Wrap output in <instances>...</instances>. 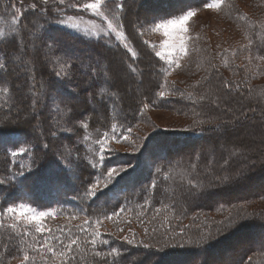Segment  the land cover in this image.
<instances>
[{"label": "trees", "instance_id": "trees-1", "mask_svg": "<svg viewBox=\"0 0 264 264\" xmlns=\"http://www.w3.org/2000/svg\"><path fill=\"white\" fill-rule=\"evenodd\" d=\"M54 1L58 2V0H49L48 5H43L51 9L50 13L43 16L39 12L35 15L31 12H26L21 28L23 29V26L27 25V29L34 33L35 31L46 33L48 43L52 42V38L63 41L67 45L66 51L55 49L49 51V54H47L48 60L45 64L47 69L44 64L37 61V70L40 72V77L35 70L22 72L23 76L22 74H19V76L12 74L13 76H11L10 71L5 80L13 89L12 95L11 97H5L0 94V180L4 181L3 184H0V210L14 203H26L37 211L56 213L54 218L48 217L44 221L46 227L53 229V235H60L56 231L59 226L69 225L72 227L73 234L79 236L81 240L80 249L74 250L72 253L75 259L71 261V264H114V261L115 264H138L139 260H141H138L139 254L150 258L149 262L147 261L148 264H161V262L162 264H167L168 260H174L171 256L187 257L191 253L197 254L195 251L199 252L201 249H212L219 244L220 246L223 245L226 243L224 241L229 237H233L239 230L247 226H244L245 221L255 220L260 217L264 222V216L252 214L253 209L250 210V206L247 207L245 201H234L238 197L222 198L225 194L234 196L237 188L235 184L228 187L230 185L227 186L225 183L229 181V173H232L236 166V161H231L232 159H227L228 157L224 155L223 152H226L227 155L230 154L228 150L223 152L216 150V153H210L207 156L211 157L207 158L206 154L200 151L201 147H198L202 146L201 142L205 140V136L208 134L216 135L220 142L225 145L231 144L232 148L233 144H236L234 142L239 141L236 137L242 131L244 133L249 132L250 135L257 134V141L259 139L264 141V119L260 118L262 115L259 114L260 116L258 117L254 113L256 111L254 105L250 107L251 109L245 105L247 100H249L245 96L249 94L264 103V59H258L259 57H264V0H225L224 6L220 11L210 9L219 16L222 26L216 27L212 32V26L209 25V29L206 32L207 36H204V40L207 41L209 39L208 36L215 33V35L219 36L218 38L224 39L223 42L225 44L220 39L221 43L219 46L206 44L204 48L200 45L199 39H194L193 46L190 49L193 53L190 55L204 68V71L194 70L187 74H182L185 81L184 86L186 87L171 85L167 90L170 93L173 92L174 95L166 96L163 99L157 97L156 94L164 80V77L159 72L162 62H158V58L154 57L153 53H149L151 49H148L147 45L143 44L144 40H148L146 34L149 35L150 32L141 37L137 35V28L150 23L154 18H174L188 9L204 11L206 10L203 7L204 0H156L155 2L154 0H143L141 3L143 12L146 15L138 19L137 22L133 21L131 25L133 31L127 30L130 20L127 23L124 19L129 0H114L113 3H109L106 11L102 9L109 18H111L112 12L108 13V11L114 7L115 3H125V8L120 14L125 26L124 30L127 35L130 32L128 39L139 54L135 64L142 75L128 76L129 79L134 81L133 78H136L138 82H142L143 72L140 66L142 67V58L147 53L151 55V57L149 55L147 57L151 60V75L153 78L152 84L146 85L147 91L140 93L135 99L126 94L124 82L120 78L116 80V86L111 90H118L121 99L115 112L112 111L111 103L108 104L106 109L97 106V110L93 111V104L88 102L89 93L94 94L98 90L97 84L93 82L89 86L82 83L87 79L84 72L89 60L91 59L93 63L99 60L94 55L96 52L100 54L99 50L95 51L96 48L100 47L105 51L118 52L122 58L124 57L125 60H128L125 49L117 42L112 41V37L90 35V32H84L76 27L72 29L59 23L61 20L60 13L57 10L58 5ZM159 1L161 5L157 4ZM10 2L15 3L18 8H27L33 0H23V3H21V0H0V28L6 31L11 27V11L5 10ZM35 2L38 7L41 6L40 0H35ZM139 6L137 7L139 8ZM241 16L244 19H241ZM97 18L100 21H105L102 17ZM56 21L57 23H55ZM236 25H241L245 30H249L248 36H250L251 31L256 32V37L251 42L245 41L249 53V55H246L247 57L242 55L240 47L233 42L231 27H236ZM26 37L29 38V34L27 30H24L23 40L25 43ZM36 37H40V34L35 33V36L32 37L35 42L36 40L39 41ZM193 37L195 38L196 35H193ZM255 39L256 43L252 44ZM42 43L44 44V42L40 41L39 45L41 46ZM78 45L81 47L78 48ZM88 46L90 49H88ZM225 49H228V52H225ZM9 50L11 51V49ZM87 51L90 52L89 55L86 54ZM92 51H95V53ZM232 51H235V56L231 54ZM68 55L72 57L76 65L72 70V78H57L54 75V71L59 70L57 60L58 58L67 59ZM99 57L102 59L99 60L101 65H107V56L101 57L100 54ZM225 58H227V68L235 67V64L237 65L236 62L239 60L242 63L241 67H246V70L238 72L235 79H232L233 75L227 72L228 74H225L222 84H217V79L212 75L209 87L219 88L225 99L235 100L238 103H229L228 100L224 102V100H221V96L218 97L217 94H213L214 98L208 99L210 102L205 103L207 97L201 99L203 96L201 92L204 87H201L197 95L193 91H196L200 84L205 81L209 74L207 76L204 74H207L211 68L216 69L213 73L219 70L218 68L222 67L225 69ZM139 62L140 65L138 66L137 63ZM32 68L34 69L33 65ZM43 73L45 77H42ZM33 76L34 80L31 79ZM245 78H252V83L245 82ZM51 82L58 88L56 92L59 91L65 96L61 95L60 97L58 93L51 92V90L48 91L47 87L48 85L51 86ZM225 82L232 85L231 90L223 87ZM33 83L36 85L33 91L39 88L41 97H46L44 101L50 102L46 104L49 107L47 110L38 105L35 108V113L39 117L42 109L43 111L45 110V114H43L41 119V123L42 120L44 122L40 129L41 132L43 130L47 133L50 132L51 120L55 119L53 113H57L55 111L56 104H60L61 109H65L66 106L73 108L78 114L77 119L87 118L89 128L84 130L79 127L75 120L69 121L65 117L66 126L72 128L73 131L71 133L62 131L63 123L60 122L62 126L51 130V132L59 133L58 137L61 143L59 144L58 142L57 145L50 135L49 147L48 149H43V143L38 136H33V133L30 138L25 131L22 132L17 123L12 121L18 114V112L15 113V109L20 104L23 102L31 104L32 94L29 89L32 88ZM237 84H239V89L236 88ZM16 85H19V88ZM0 86H3V82H0ZM82 89H84L85 93L81 91ZM23 90L24 94L21 96V91ZM186 90H190L193 94L185 97L184 92ZM181 93H183V96H181ZM80 94L82 99H85L86 104H84L86 107H88V104L92 105L91 109H84L81 112L75 109V104L71 100L76 99ZM209 94L212 96L211 93ZM40 103L41 99L39 100ZM142 103H148L151 107L170 109L175 113L178 120L173 123L172 128H157L154 126L150 133H145L147 135L143 138L144 134H142L135 146L136 152H130L132 149L129 150V147H125L126 149L121 151L115 147L117 143L109 140V147L113 151L109 152L106 150L104 152L102 167H91L89 162L95 163L98 157L99 145L96 140L97 138H102V134L105 131H109L111 123L118 121L122 128L130 127L132 132L130 134L126 133L130 139L135 135L139 124L146 122L148 113L143 111ZM234 109L238 111H233ZM225 110H229L231 113L228 115ZM48 111L52 117L48 114ZM79 114H83V116ZM230 114L231 116L233 115V119H230ZM250 117L251 121L249 120ZM48 118L51 119L50 122ZM230 121L233 127L229 128L222 125V130L217 135L218 133L214 130H219L221 124H226ZM236 121H239V123H236L235 126L233 122L235 123ZM119 131L120 129H118ZM23 133L26 137H23ZM84 136H88L89 139H83ZM234 139L237 140L234 141ZM240 139L245 143L248 142L247 139H244V136ZM123 142L125 141H121V143ZM14 143L18 146H32V153L15 158L11 157L4 149L8 148L11 150V145ZM68 143H72L73 146H64V144ZM167 143L174 145L172 147L173 150H168L167 148H162L161 151L160 149L157 150L158 146L167 147ZM215 147H217L216 144L213 145V148ZM53 148L58 149V151H69L71 153L70 159L74 161L72 170L68 171L67 175H61L60 182H58L59 185H50L46 182V176H52L50 175L51 173L55 175L59 173L56 164L63 159L59 153H53ZM232 148L229 149L231 153L234 152ZM237 151L239 152V150ZM213 155H216V159L213 158ZM77 157H79V160H77ZM226 161L227 163H225ZM223 162L224 166H221ZM21 165H23V168H21ZM113 167H124L127 171L117 176L113 183L105 188L103 187V176L101 173ZM47 168L51 170L48 171ZM257 168L256 171H264V167L261 164ZM157 169L160 171H157ZM218 170H221V176L224 177L223 183L219 179H214L218 176ZM21 171L30 177L23 184H21V181L24 180V177L16 175V173ZM137 177L138 179H135ZM97 178L101 179V186L97 196H86V189ZM189 181H191V184ZM153 184H155V188L151 187ZM163 187H165V190L161 191L160 189ZM242 189L247 191L245 185L242 186ZM248 191L246 195L249 194V196L253 197L249 198V201H255L258 209L257 214L264 213V190H261L258 194L255 191H251L252 193H248ZM180 193H184L183 198H180ZM171 196L176 200L167 204L168 207L165 210L163 206L166 205ZM237 202L239 203L235 204ZM121 208H124L125 211L120 216L131 210L139 212V215L141 213L154 215V213H157V209H161L160 212H163V215L154 216L157 226L162 228L158 229L156 233L169 234L170 229H182L188 232L181 235L180 241L182 244L179 248L164 250L156 248L154 245L150 249L144 248L141 242H147L148 239L153 240L151 234L148 236L142 235L141 238L135 239V244L129 245L119 235L116 236L112 230L103 226L104 223L111 221L104 219V217L111 215L113 212H119ZM139 215L136 217L127 216L129 218L125 219L123 224L125 226L128 225V221L131 224L136 223V219L140 218L138 217ZM72 216H76L78 219H70ZM86 218L91 221L102 220V225L99 229L102 237L98 238L96 246V250L102 253L99 257L94 255L92 246L85 242L88 237H85L83 233L77 230L76 226L82 224ZM229 220L232 221L231 226L229 225ZM14 222H16L14 218L8 219L4 217L5 224ZM251 226L254 225L252 224ZM23 227V222H21L18 228L22 229ZM27 227L31 235L23 238L26 241L25 243H21L20 238L16 236L8 240L7 237L11 234V230L0 228V264H21L23 256L21 249L28 251L30 255L35 257L34 264H43L41 256L28 248V244L33 243V238H39L40 234L35 233L34 225ZM93 228L94 225L88 229L89 233L93 231ZM226 232L228 234L223 235ZM44 235L46 236L47 234ZM202 238H205L203 242L198 243ZM101 239L108 240L109 243L103 244ZM177 240L173 239L171 244L175 245ZM147 244L150 243L147 242ZM111 248L118 249L121 255L117 257L107 256ZM248 253L251 254L247 255V258L245 255L246 259L243 264H264V245L261 246L259 244L256 251ZM105 256H107L106 261ZM185 260V258H181L180 261L186 262ZM204 261L205 257L202 264H204ZM49 264H59V261H53L49 257ZM230 264L241 263L234 262Z\"/></svg>", "mask_w": 264, "mask_h": 264}, {"label": "rangeland", "instance_id": "rangeland-1", "mask_svg": "<svg viewBox=\"0 0 264 264\" xmlns=\"http://www.w3.org/2000/svg\"><path fill=\"white\" fill-rule=\"evenodd\" d=\"M72 1V2H71ZM143 0H129V4L127 5V11H126V16H125V21L128 23L130 20V24L127 25V30L133 31L132 30V23L133 21H136L142 17H144L146 14L143 12V7H142V2ZM156 0H154L155 2ZM57 5L58 2L54 1ZM89 2H94V0H65V3L63 6H59L61 8H63V11H59L60 13V19L66 21V24L63 25H67L69 27H71L72 29L75 28L74 25L76 26V28L82 30V31H87L90 32V35H95V36H107L104 33H106L107 30V26H106V21H100V19H98L95 13H93L91 10H85L81 7L82 4L84 3H89ZM150 2V1H149ZM71 4H76V7H71ZM158 5H161V2H157ZM138 5L139 8L137 7ZM138 8V9H137ZM114 9V7L112 8ZM110 9L108 11V13L111 12ZM107 9H105L106 11ZM197 15L196 17L192 18V20L189 23V33L191 36L196 35V37H199V42L200 45L202 47L205 48L206 44H209L210 46L213 44L215 46H219L221 41V38H218V35H215V33H212L213 35L208 36L209 39H207V41L204 40V36H207V29H209V25L212 26V32L213 29H215L216 27L220 26V21H219V16L216 15L214 13L213 10L210 9H206L204 11H196ZM71 16L73 17L72 20H68V17ZM57 23V21L55 22ZM214 24H218V25H214ZM222 26V25H221ZM250 31L249 30H245L241 25L238 26L236 25V27H231V33H232V39L233 42L240 47V49L242 50V55H249L248 53V49L246 45V40L250 41L256 37V32H252L250 33V36H248V33ZM35 33L40 34V39L39 41L36 40L35 45L37 48L40 49L39 53L35 55V57L33 56H27L24 59L25 60H33V63L30 65V67H34V70L36 71L37 75L40 77V72H38V66H37V61H40L41 64H44V66L46 67V62L48 60V56L47 54H49V50L45 47V44L42 43V45L40 46V41L44 42L45 40H48V36L45 35V33L43 34L42 31H35ZM89 34V33H87ZM130 34V32L128 33V35ZM109 38L112 37V41L117 42L114 38V36H107ZM146 38L148 39V41L153 42V43H159V41L161 40V37L158 34H153V33H149L146 34ZM32 40L33 38L29 36L26 37V43L29 44L31 46L32 44ZM194 40V39H193ZM193 40L190 42L189 44V48L191 49L193 46ZM198 40V39H196ZM222 42L224 41V39H221ZM118 43V42H117ZM256 43V39L254 42H252V44ZM131 44V43H130ZM223 44H225L223 42ZM132 46V45H131ZM78 48L81 46H77ZM133 47V46H132ZM148 48V47H147ZM87 49V48H86ZM85 49V50H86ZM88 49H90V47L88 46ZM150 49V48H148ZM99 50V53L101 54V57L103 56H107V65L111 64L112 67L118 68L119 67V62L122 58V56L118 53V52H112V51H105L102 48L98 47L95 49ZM135 50V49H134ZM95 51H92L93 53H95ZM136 51V50H135ZM89 51L86 52L87 55H89ZM150 54H152V51H149ZM147 53L146 55H144V57L142 58V67L140 66L141 71L143 72V76L142 78V82H138V79L133 78L134 81H131L128 77V75H125L123 73H121L120 75V79L124 82L125 85V92L129 97H132V99L136 98L137 95H139L142 92H146V85L148 84H152L153 78L151 75V71H152V67H151V63H150V59L147 57L148 55L151 57V55ZM191 53H193L192 50H190L189 55L182 61V67L180 69H177L175 71H173L171 73V75H169L167 77V81H168V88L171 85H177L180 87L185 88L186 86H184V78L182 76V74H187L191 71L197 70V71H204V68L197 63V61L190 55ZM100 54H98L97 52L94 54L95 57L99 60H102L99 56ZM241 55V56H242ZM241 56H239V58H241ZM247 57V56H246ZM28 58V59H27ZM124 59V57H123ZM237 65L235 64V67L233 68H227L225 66L224 68H218L219 70H217L216 72L213 73V71H215V68H211L210 71L207 74L204 75H208L207 78L205 79V81H203L200 86L197 88L195 92V94H199V91L201 90V87H204V90L201 92V94L203 95L201 97V99H203V97H207L206 98V102L205 103H209L210 98L213 99L214 95L217 94V96H221V100H224V102H226L228 100L229 103H234L237 102L235 100H230V99H225L223 96V93L221 92V90H219V88L215 89L214 87L211 88L209 87V84L211 82V76L214 75V77L217 79V84L220 83L222 84L224 81V77L225 74H232V79H235L237 77V73L243 70H246V67L242 66L241 67V62L238 60ZM138 66L140 65V62L137 63ZM150 65V66H149ZM163 65V62L160 64ZM14 67V71H11L10 75L11 76H19V74H22L21 68H24L25 65L21 64L19 67L13 66ZM47 69V67H46ZM138 69V68H137ZM228 72V73H227ZM13 74V75H12ZM9 75V76H10ZM222 77H221V76ZM23 76V74H22ZM8 77V76H7ZM42 77H45V74H42ZM25 78V77H24ZM48 78V77H47ZM138 78V77H137ZM164 79V78H163ZM21 80V78H20ZM137 81V82H136ZM252 78H245V82H249L252 83ZM22 84V83H21ZM82 84H85L84 82ZM206 86V87H205ZM167 88V89H168ZM58 88H56L55 84H53V82H51V86L48 85L47 90L51 92H55L58 93V95H63V93H59V91L56 92ZM210 89V92H209ZM38 91L40 90L39 88L37 89ZM161 88L159 87L158 91H160ZM83 93L84 89L81 90ZM157 91V92H158ZM168 91V90H167ZM193 92H191L190 90H186L184 92L185 97L189 96V93H191V95L193 94ZM40 93V92H39ZM212 94V96H210V94ZM24 94V90L21 91V96H23ZM85 95V94H84ZM170 95H174V93L172 92ZM65 96V94L63 95ZM82 95L80 94L78 97H76V99L74 98L73 104L75 109H77V111H82L84 109H91L90 104H88V107L85 106V99L83 100ZM169 96V95H168ZM26 97V96H25ZM157 97H159L157 95ZM246 98H248L249 100H247V104H245L248 108H250L252 105H254L256 107V111L254 112L258 117L260 116L259 114L262 115V117H260L261 119H264V103H261V101L256 100V98L252 95L249 94L248 96H245ZM46 97L42 96L41 97V93H40V99H41V103L38 104L39 107L44 108L45 110H47L49 107L48 105H46L47 102L46 100L44 101ZM24 99V98H22ZM209 99V100H208ZM245 101V100H244ZM89 102V101H88ZM85 103V104H84ZM238 103V102H237ZM240 104V103H239ZM235 105V104H232ZM90 106V107H89ZM234 107V106H233ZM253 107V106H252ZM238 109V107H237ZM237 109H234L233 111H238ZM251 109V108H250ZM45 110L40 113V117L37 120V114L35 113V109H32L31 104L28 102H23L22 104H20L17 109H15V113L18 112L17 116L15 118H13V123H17V126L22 130V132H26V135L29 136L30 138L32 137V134L34 133L33 136H38L41 140V142L44 143H48V145L50 144V140H49V136H50V132L51 130H55V128H60L62 126V129H67L68 126H66L65 122L66 119L64 116H62V114L57 113H53V115L55 116V119L51 120L50 118H48L49 122L51 120V129L50 132H46L45 130H43V132L40 131L42 125H44V122L42 120L41 123V119L43 117V114H45ZM143 111H146L147 116H146V122L145 123H140L138 128L135 131V135L129 139V141H125L127 142V144H125V142L123 143H119L116 144L115 147L121 151H124L126 148L125 147H129L131 150L130 152L135 151L136 152V144L139 142V137L144 134L142 136V138L147 135L145 134L150 133L152 128L154 126H156L157 128L161 127V128H172L173 123L178 120L177 116L175 115V113H173L170 109H167L165 107H151L149 106L146 109H143ZM228 115L229 113H231V111L229 110H225ZM48 114L51 115V113ZM52 117V115H51ZM230 119H233V115L231 116L230 114ZM222 120V119H221ZM251 121V117L249 119ZM220 121V120H217ZM62 122V123H60ZM236 123L238 124L239 121H236L235 123L233 122V124L236 126ZM69 124V123H68ZM226 126V127H233L231 121L226 123V124H221L219 126V130L216 129L214 130L216 133H218L217 135L220 134L219 131L222 130L221 126ZM221 128V129H220ZM25 134L23 133V137ZM59 133H57V135L55 137H53L52 139L55 140V142L58 145L61 143L59 141ZM244 136V139H247V143H245L244 141H242L240 138ZM256 136V137H255ZM51 137V136H50ZM141 138V139H142ZM236 138H238V142H234L236 144H233V148L231 147V144L225 145L224 143L220 142L219 139L217 138L216 135L213 134H208L205 136V140L202 141V146H198L201 147L200 151L203 152V154H206L207 158H210L211 156H207L210 153H216V150L220 151H225L228 150V152L230 153L229 155L226 154V152H223L224 155H226L228 158L227 159H232L231 161H236V166L233 169L232 173H229V181L225 182L226 185H230L228 187L233 186L234 184L237 186L236 188V194H234V196H231L228 194H225V196H222V198H228V197H238L237 199H235L234 201H245L247 204V207L250 206V210L253 209V213L254 215H259V216H264V213H260L257 214L258 209H257V205L255 204V201H249V198H253L251 196L246 195L247 191L248 193H250L251 191H255L257 194L261 191L264 190V171H256L257 166L261 164L262 167H264V141L259 139V141H257L258 135H250L249 132L244 133V131H242ZM7 140V139H5ZM237 139H234V141H236ZM1 143V141H0ZM63 143V140H62ZM216 144L217 147L213 148V145ZM241 145V146H239ZM64 146H69L72 147L73 144L72 143H68V144H64ZM167 147L164 146H158L157 150L160 149V151L162 150V148H167L168 150H173L172 147H174L173 144L171 143H167L166 144ZM180 146V145H178ZM239 146V147H238ZM1 147V145H0ZM232 148V150L234 151L233 153H231L229 151V149ZM255 148L256 151H255ZM239 150V152L237 151ZM59 153L61 157L64 156L66 150H59L56 148H53V153ZM201 152V153H202ZM235 155V157H234ZM216 159V155H213ZM150 158V157H149ZM148 158V159H149ZM206 158V160H207ZM152 159V158H151ZM208 161V160H207ZM221 166H224V162L222 163ZM52 169L54 170V168L52 167ZM47 170H51L50 168H47ZM218 176L214 179H219L221 180V182H224V177L221 176L222 172L221 170H218ZM75 173V170H74ZM52 176H46V182L47 184H52V185H59L57 181L52 180V177L55 175L54 173L50 174ZM44 176V177H45ZM135 179H138L135 178ZM60 182V181H59ZM234 182V183H231ZM217 183H219L217 181ZM237 183V184H236ZM132 184V183H131ZM61 185V184H60ZM245 185V188L247 189V191L242 189V186ZM262 188V189H260ZM163 189L165 190V187H163L162 189H160L161 191H163ZM252 193V192H251ZM180 198L184 197V193H180ZM176 199H173V197L171 196L170 199L166 202V205L169 204L172 201H175ZM178 200V199H177ZM180 201V200H179ZM239 201V202H240ZM249 201V202H248ZM239 202L235 203L238 204ZM240 212V211H239ZM238 212V213H239ZM163 212H160L159 214L154 213V215L152 214H147L144 213L143 215H139V212L137 211H127L125 212V214H123L122 216H119L117 218H113L115 219V221L111 220L107 223H104L103 226L104 228L107 227L108 229L112 230V232L116 235V236H120L122 239H124L125 236H127L129 239H138L141 238L142 235H146L148 236L149 234L152 235V239L154 240H150L148 239L147 242H149L152 246L154 245V247L156 248H162L164 250H168V249H174V248H179V246L182 244L181 243V235L185 234L188 231H184V230H177V229H170L169 230V234H158L156 233V231H158V229H162L160 226H157L156 224V219L154 216H162ZM134 216L136 217L137 215H139L138 219H136V223H129L128 225L125 226V224H123V221L129 217L127 216ZM139 220V221H138ZM246 223L244 224L247 225L245 227H243V229L239 230L236 234H234L233 237H229L226 241V243H224L223 245L220 246V244L216 247H213L212 249H201V251H195L197 252V254H190L187 257H179V256H171L173 257L172 261L168 260L169 262L167 264H185L187 262V264H202L204 257H205V261L204 264H230V263H234V262H240L241 264H243V261L247 258V255L251 254L248 252L251 251H256L259 247V244L262 246L264 245V222L262 221V219L259 217L258 219L255 220H251V221H245ZM254 226H251V225ZM123 229V231H119V229ZM147 229V233L145 232V230ZM232 231V230H230ZM263 231V232H262ZM228 234V232H226L223 235ZM222 235V236H223ZM261 236V237H260ZM180 238V239H179ZM173 239H178L175 243V245H172V241ZM156 241V242H155ZM147 242H143L144 244H147ZM223 243V242H222ZM219 247V248H218ZM206 255V256H205ZM246 255V258H245ZM182 259H186L184 261H180ZM141 259V260H139ZM150 258H148L147 256H142L141 254L138 255V260L139 263L138 264H148V260ZM171 259V258H170ZM210 260V261H209ZM148 261V262H147ZM179 261V262H178ZM151 262V260H150ZM98 264H102V263H98Z\"/></svg>", "mask_w": 264, "mask_h": 264}, {"label": "snow or ice", "instance_id": "snow-or-ice-1", "mask_svg": "<svg viewBox=\"0 0 264 264\" xmlns=\"http://www.w3.org/2000/svg\"><path fill=\"white\" fill-rule=\"evenodd\" d=\"M114 0H94V2L84 3L81 7L85 10H91L97 16L102 17L106 21L107 32L104 33L107 36H114L115 40L125 49V53L128 56V60L121 58L119 62L118 68H113L111 64L101 65L100 61L97 60L94 63L89 60L88 65L85 69V76L87 79L84 81L86 85H91L93 82L97 84V91L93 93H89V103L93 104V111L97 110V106L99 108L106 109L108 104L111 103L112 111L115 112L118 102L121 97L119 96V91H112L114 88L115 81L120 78L121 73L128 76H136L141 74L137 69L135 62L139 58V54L134 50L131 46L130 41L128 39V35L124 30V24L122 22V16L120 15L124 8L125 3H115L114 9L111 10L112 15L109 18L108 15L105 14V11L102 9H107L109 3H113ZM23 3V0H21ZM65 0H58V11H63V8L59 7L60 5H64ZM225 0H204L203 7L206 9H214L220 11L224 6ZM49 0H40V5L33 0L32 3L28 5L27 8H18L15 3H9L6 7V11H11V27L9 30H5L0 28V82H3V86H0V94L5 97H11L13 89L10 87L5 78L8 76L10 71H14V67H19L21 64L25 65L24 68H21V71L31 72L34 69L30 67L33 63V60H25V56H33L39 53L40 49L36 47L35 41L33 40L31 46L24 42L23 40V31L27 30L30 37L35 36V33L30 29H27V25L21 28L22 20L26 12H31L34 15L39 12L41 16L48 14L51 12L50 8H46L43 5H48ZM71 7H76V4H71ZM197 12L194 9H188L183 11L182 14L174 17V18H154L150 23L146 25H142L137 28V35L143 37L146 33L150 32L153 34H158L161 37L159 43H153L148 40H144L143 44L147 45L148 48L152 50L154 57L158 58V62H163V65L159 69L160 74L164 77L163 82L160 85L161 90L156 94L161 98H165L171 93L167 91L168 81L167 77L171 75V73L177 69L182 67V61L189 55L190 48L189 44L193 39H199V37H193L189 33V23L192 18L196 17ZM244 19L243 16L240 17ZM73 17L69 16L68 20H72ZM59 23L66 24L67 22L64 20H60ZM74 27H76L74 25ZM46 35V33H45ZM41 37H36V39H40ZM45 47L49 50H61L66 51L67 45L56 38H52V42L48 43L47 40L44 41ZM111 47V45H110ZM247 47V46H245ZM11 49V51L9 50ZM228 52V49L224 50ZM67 54V53H66ZM233 56L236 55L235 51L231 53ZM249 59H251L249 57ZM258 59H264V57H259ZM130 61V62H129ZM59 64V70L54 71V75L57 78H72V70L76 67L75 63L72 60V57L68 55L67 59L58 58L57 60ZM225 66H227V58L224 60ZM34 80V76L31 77ZM19 88V85H16ZM35 83L32 84V88L29 91L32 94L31 107L35 109L39 104L40 93L38 90L33 91L35 89ZM223 87L231 90L232 85L228 82H225ZM236 88L239 89V84L236 85ZM183 96V93H181ZM191 96V93H189ZM149 107L148 103H142V109H146ZM55 111L61 113L62 116L67 117L69 121L75 120L79 127L87 130L89 128V123L87 118L77 119L78 114L71 107H65V109H61L60 104H56ZM83 116V114H79ZM36 119H39L37 115ZM118 129L120 131L118 132ZM62 131H67L71 133L73 131L72 128L62 129ZM132 132L130 127L122 128L119 122H113L110 125L109 131H105L102 134V138H97L96 143L99 145L98 157L95 163L89 162L91 167L96 168L98 166H103L104 161V152L113 151L111 147H109V140L114 141L119 144L121 141H129V135ZM111 133V135H109ZM127 133V134H126ZM52 137H55L57 133L55 131L50 132ZM83 139H89L88 136H84ZM48 143H44L42 145L43 149H48ZM4 151L15 158L17 156L29 155L32 153V146H18L17 144L11 145V150L5 148ZM71 153L66 150L63 159L60 163L56 164V167L59 169V173L54 175L52 179L54 181L59 182L61 179V175H67L68 171H71L73 168L74 161L70 159ZM79 160V157H77ZM227 163V161L225 162ZM23 168V165H21ZM31 171V169H29ZM127 169L124 167L120 168H108L106 172H102L103 176V187L107 188L110 184L113 183L117 176H120L121 173H125ZM157 171H160L157 169ZM18 176H23L24 180L21 181V184L25 183L30 179L29 176H26L23 171L16 173ZM4 181L0 180V184H3ZM191 184V181H189ZM101 179L97 178L94 183H91L90 187H88L85 191V195L89 197H96L98 191L100 190ZM152 188H155V184L151 185ZM164 209H167V205L163 206ZM125 211L124 208H121L119 212H113L111 215H107L104 219L113 220L114 217H119L121 213ZM161 209H157L156 212L159 214ZM56 213L50 211H37L35 208L29 206L26 203H19L10 205L2 210H0V228H7L11 230V234L7 237L8 240H11L13 236L19 237L21 243H25L24 237L31 235L29 228L27 226H33L35 233L40 234L39 238L34 237L33 243L28 244V248L32 250V252L37 253L41 256V260L43 264H49V257L52 258L53 261H59V264H71V261L75 259L72 255L74 250L80 249L81 240L79 236H75L72 232V227L69 225L59 226L56 231L60 233L59 236L53 235V229L46 227L44 221L45 218L55 217ZM143 215V213H141ZM4 217L8 219H15L16 222L5 224ZM70 219H78L76 216L70 217ZM23 222L24 227L22 229L18 228ZM130 223V221H128ZM232 221L229 220V225L231 226ZM93 231L89 233L88 229L93 227ZM102 225L101 219H96L95 221H91L89 219H85L82 224L77 225V230L84 234L88 239L85 241L90 244L94 250V255L99 257L102 253L99 250H96L98 238L102 237V233L99 231ZM119 231H123V229H119ZM147 233V229L145 230ZM44 234H47L46 236ZM205 238H202L198 243L203 242ZM124 240L129 245L135 244V239H129L127 236L124 237ZM101 243L108 244V240L101 239ZM143 244L144 248L150 249L153 246L150 244ZM6 247H8L6 245ZM23 252L21 264H34L35 257L30 255L28 251L21 249ZM121 253L116 248H111L107 253V256L117 257L120 256ZM107 256H105V261L107 260ZM115 264V261H114ZM162 264V262H161Z\"/></svg>", "mask_w": 264, "mask_h": 264}]
</instances>
